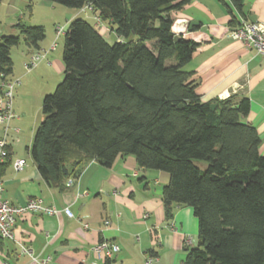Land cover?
<instances>
[{
    "label": "trees",
    "instance_id": "trees-1",
    "mask_svg": "<svg viewBox=\"0 0 264 264\" xmlns=\"http://www.w3.org/2000/svg\"><path fill=\"white\" fill-rule=\"evenodd\" d=\"M45 1L76 10L91 5L119 38L109 43L78 16L67 24L64 76L43 96V117L28 148L46 184L62 190L91 160L110 167L117 156L132 155L139 168L168 175L161 190L167 220L174 206L193 210L198 243L186 249L182 264H264L261 139L242 122L248 97L202 101L183 69L198 44L174 38L170 13L190 0ZM228 1L232 26L233 10L243 15V0ZM16 28L21 36H1L5 77L12 73L10 48L23 42L37 50L45 37L42 26L18 21Z\"/></svg>",
    "mask_w": 264,
    "mask_h": 264
},
{
    "label": "crops",
    "instance_id": "crops-1",
    "mask_svg": "<svg viewBox=\"0 0 264 264\" xmlns=\"http://www.w3.org/2000/svg\"><path fill=\"white\" fill-rule=\"evenodd\" d=\"M25 1L29 7L31 0ZM22 2L1 0L0 26L16 27L22 21L23 15L19 13ZM226 4L228 0H190L180 10L170 13L171 31L198 44L183 69L197 82L196 92L202 101L249 98L250 109L242 122L257 129L263 153L264 56L230 38L228 26L232 16ZM240 17L264 24V0H243V15L233 10V18ZM92 20L104 38L114 35L119 40L106 22L96 23L93 17ZM191 20L198 25L189 30ZM4 34L0 27V36ZM48 45L43 40L34 50L24 44L22 62L17 67L12 61L9 78L25 79L18 89L23 85L22 91L25 89V82L33 73L50 78L39 81L40 96L55 89L59 73L64 70L59 56L52 57L50 52L34 71L22 70V63L32 53ZM8 145L11 153L1 173L4 198L15 205L38 198L58 209L68 206L73 216L24 212L16 218L13 240L0 238V264H37L35 259H47L45 264H104L106 260L111 264H145L149 256L155 258L150 264H182L186 249L197 245L198 226L191 207L174 206L172 217L169 220L165 217L161 200L162 187L168 182L165 172L139 168L132 155L117 156L110 167L91 160L71 185H66L72 179L68 178L63 189L58 190L46 184L32 159L15 172L11 161L16 153L9 141ZM105 221L109 223L105 225ZM188 237L190 243L186 244ZM101 240L114 242L119 250L108 257L95 254L92 246ZM20 245L28 248L31 256L23 253Z\"/></svg>",
    "mask_w": 264,
    "mask_h": 264
},
{
    "label": "rangeland",
    "instance_id": "rangeland-1",
    "mask_svg": "<svg viewBox=\"0 0 264 264\" xmlns=\"http://www.w3.org/2000/svg\"><path fill=\"white\" fill-rule=\"evenodd\" d=\"M31 5L27 7L28 1L23 0L20 5L19 13L23 15V23L26 26H42L44 29L45 37L43 40H46V44H49L44 50H47L48 53H52V57H58L61 61V52L63 47V33L56 36L55 28L57 26H64V30L67 28V24L72 19L71 16L76 15L80 18H84L89 21L91 24H94L92 16L89 12H78L79 10L68 8L57 3H51L45 0H31ZM4 30V35L9 36H21L19 30L16 27H4L1 25ZM42 40V41H43ZM109 43L115 41L114 35L111 38H106ZM1 41V36H0ZM53 49H50V46L54 45ZM24 44L21 42L18 46L10 48V57L13 61V66H19L23 59ZM47 53V54H48ZM43 60V59H42ZM40 61V63L42 62ZM39 63V64H40ZM24 62L22 63L23 68ZM64 66V65H63ZM25 73L24 68L22 69ZM34 71V70H33ZM32 72V71H31ZM58 74L57 71H54ZM29 73V72H28ZM46 76V75H45ZM38 77L36 73L28 76L26 80L25 89L21 87L18 89L25 81L24 78L19 79L20 83L15 87L13 93V109L16 115L19 116V119H12L9 123V132L7 141L10 142L13 151H15V157L25 158L26 164L31 163L32 160L27 153V148L31 144V138L33 130L37 127L41 121L43 115L41 113V102L42 97L40 96V89H42L41 79L49 77ZM63 72L59 73L57 78L59 83L63 79ZM50 79V78H49ZM21 84V85H20ZM56 87V86H55ZM19 91V93H18ZM54 90H51L47 93H52ZM44 95V94H43ZM16 129L17 132L15 131ZM3 135V126L0 124V137ZM131 156V155H130ZM193 163L200 169L205 168V162L201 160H193Z\"/></svg>",
    "mask_w": 264,
    "mask_h": 264
},
{
    "label": "built area",
    "instance_id": "built-area-1",
    "mask_svg": "<svg viewBox=\"0 0 264 264\" xmlns=\"http://www.w3.org/2000/svg\"><path fill=\"white\" fill-rule=\"evenodd\" d=\"M79 12H89L96 23H100L101 20L92 12L91 5H85L79 9ZM228 35L232 40L238 41L244 46L252 49L256 54L264 56V24L254 22L240 17L235 25L228 26ZM64 33V26H57L55 28V35L58 36ZM55 46H50L53 49ZM47 50H41L32 53L28 60L24 63L23 68L25 73L31 72L42 59L45 58ZM20 78H9L4 75H0V124L3 126V135L0 137V166L6 161L9 145L7 141L9 132V123L17 115L13 109V93L15 87L20 83ZM18 129L15 131L17 132ZM26 165L24 158H17L11 161L12 169L15 172L22 170ZM73 179H69L66 185H71ZM4 182L0 174V238L13 240V228L16 218L27 211H34L47 215H58L63 213L68 217H72L71 209L66 206L62 209H58L54 206L45 205L41 199L30 198L23 205H15L4 198ZM105 225L109 222L105 221ZM190 243V238L186 239V244ZM23 253L31 256L28 248L20 245ZM119 250L117 244L110 240H101L92 246V251L104 256H111ZM155 258L153 256L147 257L145 264H150ZM47 260V259H46ZM46 260L38 261L37 264H45Z\"/></svg>",
    "mask_w": 264,
    "mask_h": 264
},
{
    "label": "water",
    "instance_id": "water-1",
    "mask_svg": "<svg viewBox=\"0 0 264 264\" xmlns=\"http://www.w3.org/2000/svg\"><path fill=\"white\" fill-rule=\"evenodd\" d=\"M198 25V22L195 21V20H191L189 23H188V29L190 30L192 28V26H197ZM201 30H204L205 28L204 27H200ZM179 36L174 34V38L177 39ZM211 108L214 109L215 108V104H211Z\"/></svg>",
    "mask_w": 264,
    "mask_h": 264
}]
</instances>
